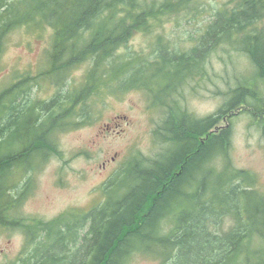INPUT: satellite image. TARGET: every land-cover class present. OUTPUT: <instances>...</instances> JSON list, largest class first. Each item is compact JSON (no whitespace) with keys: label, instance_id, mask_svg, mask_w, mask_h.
<instances>
[{"label":"trees","instance_id":"trees-1","mask_svg":"<svg viewBox=\"0 0 264 264\" xmlns=\"http://www.w3.org/2000/svg\"><path fill=\"white\" fill-rule=\"evenodd\" d=\"M201 14L194 0H0V51L15 29L52 31L48 70L38 78L51 80L58 93L29 99L26 75L0 95V226L32 235L35 264H128L138 254L159 264H264V192L254 173L232 164L231 127L213 134L239 107L264 115V0H236L217 12L188 50L158 34L152 59L128 51L134 35H152L164 17L181 24ZM222 45L245 54L252 74L235 76L218 113L193 117L174 96L206 76L209 56ZM88 63L83 85L69 82L62 91L73 69ZM135 72L141 77L133 81ZM132 88L148 91L154 108L167 107L159 158L129 162L90 212L30 226L11 218L23 200L15 179L57 153L58 134L91 123L90 96Z\"/></svg>","mask_w":264,"mask_h":264},{"label":"rangeland","instance_id":"rangeland-1","mask_svg":"<svg viewBox=\"0 0 264 264\" xmlns=\"http://www.w3.org/2000/svg\"><path fill=\"white\" fill-rule=\"evenodd\" d=\"M235 3L236 0H194V6L203 12L197 20L178 24L174 16L164 17L162 26L152 35H134L128 51L152 59L158 34L164 41L188 50L211 24L213 16L233 8ZM260 26L264 28V22ZM190 36L195 39L190 40ZM51 41L50 29L26 27L13 30L5 38L0 51V95L26 75L31 76L27 83L31 88L26 94L29 99L46 101L58 93L59 88L53 86L51 80L44 82V78H38L48 70ZM209 58L206 76L182 86L177 98L173 99L178 101L179 109L200 119L222 109L230 90L238 84L235 76L242 79L253 71L249 58L229 45L220 46ZM89 66L88 63L74 68L62 91L68 90L69 82L79 89ZM138 73L135 72L133 81L141 77ZM147 92L132 88L118 92L103 90L91 95L88 100L93 112L91 123L58 134L57 153L38 170L15 179V196H23V200L12 207L10 217L30 226L37 222L50 223L70 211L90 212L106 199L105 184L129 162L158 159L164 149L157 132L166 118L167 107L154 108ZM248 110L239 107L226 115L213 134H221L231 127L232 164L236 169L254 173L258 189L264 192V115L255 117ZM31 237L19 228L0 226V264H35L36 241L30 240ZM52 249V246H44L45 252L50 253ZM159 263L152 257L138 254L128 264Z\"/></svg>","mask_w":264,"mask_h":264}]
</instances>
